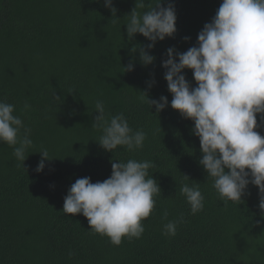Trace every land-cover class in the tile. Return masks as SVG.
<instances>
[{
  "label": "trees",
  "instance_id": "1",
  "mask_svg": "<svg viewBox=\"0 0 264 264\" xmlns=\"http://www.w3.org/2000/svg\"><path fill=\"white\" fill-rule=\"evenodd\" d=\"M111 2L116 18L104 0H0V101L15 105L33 141L22 167L13 148L0 143V264H264L258 189L249 184L241 204L224 206L199 165L193 122L170 106L156 113L138 94L167 97L170 105L161 66L166 50L194 46L221 0H162L174 5L176 33L155 43L148 66L131 49L149 41L126 34L136 0ZM130 61L133 70L123 72ZM182 74L196 86L190 70ZM53 93L61 101L54 102ZM98 100L110 115L123 113L134 131L146 133L141 149L100 147L101 132L92 127ZM25 102L31 107L21 112ZM256 131L264 135V125ZM41 148L52 160L37 173ZM129 159L154 163L149 176L161 195L142 236L114 246L90 234L82 215L66 216L63 201L76 179L103 181L112 162ZM182 175L200 184L204 207L196 214L180 194ZM180 217L176 234L162 235L163 224Z\"/></svg>",
  "mask_w": 264,
  "mask_h": 264
},
{
  "label": "clouds",
  "instance_id": "2",
  "mask_svg": "<svg viewBox=\"0 0 264 264\" xmlns=\"http://www.w3.org/2000/svg\"><path fill=\"white\" fill-rule=\"evenodd\" d=\"M104 6L116 18L111 0H104ZM127 18L129 40L139 34L149 41L146 46H134L131 52H139L143 66L151 65L155 58L149 53L155 43L176 33L174 5L162 6V0H136ZM166 57L161 66L166 70L163 78L172 97L170 105L167 97L150 100L145 92L138 93L139 99L146 100L156 113L170 106L192 121V134L200 145L199 165L218 198L224 206L229 201L239 205L251 184L258 189V208L264 220V135L256 131L264 125V0H221L214 17L198 33L196 44L183 53L170 47ZM133 67L130 61L122 70L132 71ZM184 70L192 72L195 87L182 74ZM52 98L61 101L55 93ZM30 107L25 102L21 112ZM14 112L15 105L0 101V143L13 148L12 155L22 167L33 141L31 128ZM94 112L97 115L92 127L101 132L98 144L104 151L124 148L135 152L143 147L146 133L134 131L123 113L110 115L99 100ZM39 154L37 173L43 171L45 161L52 160L46 148ZM154 166L147 160L114 161L110 176L103 181L78 178L67 190L62 212L66 216L82 215L90 234L107 237L114 246L124 238L138 239L145 231L143 221L156 206L155 197L161 195L157 181L149 176L148 170ZM182 178L185 182L180 194L196 214L204 207L200 184L190 182L187 176ZM167 216L165 210L163 218ZM182 221L180 217L163 224L162 235L174 236Z\"/></svg>",
  "mask_w": 264,
  "mask_h": 264
}]
</instances>
